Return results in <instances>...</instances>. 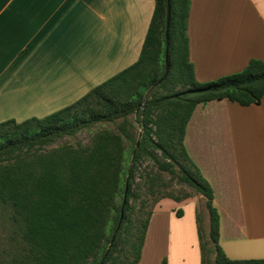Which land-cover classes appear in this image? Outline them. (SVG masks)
<instances>
[{
  "label": "trees",
  "instance_id": "16d2710c",
  "mask_svg": "<svg viewBox=\"0 0 264 264\" xmlns=\"http://www.w3.org/2000/svg\"><path fill=\"white\" fill-rule=\"evenodd\" d=\"M168 5L169 71L155 86L166 73ZM190 9L191 0H155L136 63L43 118L0 123V264H138L156 205L196 194L210 220L207 236L197 213L201 264H264L224 251L214 184L187 143L200 105L262 102L264 61L199 82L190 59ZM100 124L109 127L95 130ZM81 132H89L87 144L67 140ZM221 173L220 202L235 216L229 165Z\"/></svg>",
  "mask_w": 264,
  "mask_h": 264
},
{
  "label": "crops",
  "instance_id": "0c3cea01",
  "mask_svg": "<svg viewBox=\"0 0 264 264\" xmlns=\"http://www.w3.org/2000/svg\"><path fill=\"white\" fill-rule=\"evenodd\" d=\"M154 10L155 0H0V123L43 118L136 63ZM188 36L201 83L264 61V0H191ZM191 124L187 143L207 178L219 171L223 182L230 167L237 211L218 207L224 251L263 259L264 98L200 105ZM202 199L156 205L138 264H201Z\"/></svg>",
  "mask_w": 264,
  "mask_h": 264
},
{
  "label": "rangeland",
  "instance_id": "374dc122",
  "mask_svg": "<svg viewBox=\"0 0 264 264\" xmlns=\"http://www.w3.org/2000/svg\"><path fill=\"white\" fill-rule=\"evenodd\" d=\"M103 127H109V125L100 124V125H98L95 128V130L103 128ZM138 131L140 132L141 130L138 129ZM89 139H90L89 132H81L75 138H68L67 140L72 142V143L81 142L83 144H87L89 142ZM148 164H150V163L147 162V161L143 162L142 168H144ZM215 172H216L215 178L213 177L212 179H215V182H213V184H214V187H215V190H216V194H217L216 205L219 207L220 204H221V202H220L221 201V193H222L223 190H222V188L220 186V182H219V179H218L219 178V171H215ZM167 177H169V176L167 175ZM175 188H177V189H187L189 191L191 190L190 188L186 187L185 185H177L176 184ZM195 196H202V195L196 194ZM199 208H200V215H201L202 220H203V225H204V228H205V232H206V234L208 236L210 224L208 223L209 222V213H208V210L206 208V200H205V198L200 201Z\"/></svg>",
  "mask_w": 264,
  "mask_h": 264
},
{
  "label": "water",
  "instance_id": "95a60500",
  "mask_svg": "<svg viewBox=\"0 0 264 264\" xmlns=\"http://www.w3.org/2000/svg\"><path fill=\"white\" fill-rule=\"evenodd\" d=\"M170 16H171V10H170V5H168V13H167V26H166V40H167V48H166V73L164 75V77L155 85L157 86L158 84H160L168 75V71H169V67H168V50H169V43H168V40H169V36H168V33H169V24H170ZM141 137H142V130L140 131V134H139V138H138V141H137V145H136V148H135V151H134V154H133V157H132V161L135 157V153L138 149V147L140 146V140H141ZM119 229V226L117 227L116 231L114 232V235L111 239V242L110 244L113 242L114 238H115V235L117 233ZM109 249V248H108ZM107 253V252H106Z\"/></svg>",
  "mask_w": 264,
  "mask_h": 264
}]
</instances>
